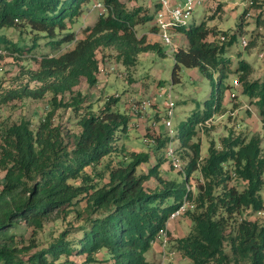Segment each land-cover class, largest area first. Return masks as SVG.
I'll use <instances>...</instances> for the list:
<instances>
[{
    "label": "trees",
    "instance_id": "16d2710c",
    "mask_svg": "<svg viewBox=\"0 0 264 264\" xmlns=\"http://www.w3.org/2000/svg\"><path fill=\"white\" fill-rule=\"evenodd\" d=\"M250 1L243 17L251 8L261 7L263 0ZM91 3L0 0L1 29L40 35L52 50L41 52L38 70L28 73L39 87L27 84L0 93V105L51 95L36 128L26 118L0 124V264H77L70 260L73 257H86L83 264H154L147 254L172 215L188 203L193 208L181 214L190 218L192 229L178 240V249L191 264H264V220L251 218L264 213L261 134L226 139L221 150L211 145L205 159L196 141L201 124L226 113L231 75L239 76L240 90L255 100L264 128V76L252 79L254 67L242 61L233 70L226 57L241 32L223 31L222 40L207 20L196 19L187 27L171 29L184 34L189 44L174 50L173 83L180 82L179 73L187 68L197 69L215 87L203 110L181 131L180 142L192 152H184L188 163L180 172L183 180H167L162 178L158 153L169 147L170 138L157 139L154 166L149 165L147 152L123 159L118 141L129 130L132 117L115 110L119 98L106 99L104 107L94 109L88 97L75 90L82 80L90 87L99 84L100 49L115 53L126 68L134 66L140 55L157 50V44L147 43V35L140 38L136 33L154 16L141 17L140 9L130 12L122 0H102L104 11L79 40L67 26L79 23ZM26 44L25 38L12 41L0 35V57L8 51L23 53ZM71 44L73 49L63 51ZM40 48L34 38L32 49ZM60 110L70 112L69 128L62 116L57 123ZM141 165L149 168L148 174L139 172ZM195 173L203 181L197 192L188 185ZM106 175L108 182L102 184ZM152 177L158 184L148 187ZM233 180L244 183V189L231 186ZM62 215H71L74 221L67 230L53 231L45 245L40 236L45 224Z\"/></svg>",
    "mask_w": 264,
    "mask_h": 264
},
{
    "label": "rangeland",
    "instance_id": "374dc122",
    "mask_svg": "<svg viewBox=\"0 0 264 264\" xmlns=\"http://www.w3.org/2000/svg\"><path fill=\"white\" fill-rule=\"evenodd\" d=\"M127 10L130 12L140 9L141 17L152 15L154 20L146 25H140L136 28L138 37L144 36L146 33L149 44H157V50L142 54L138 57L137 63L130 67H124L116 59L115 53L107 49H100L97 57L100 66L104 72H100V81L96 87H90L85 80L75 90L81 91L94 109L105 106L106 99L116 98L120 95L115 110L126 112L131 119V125L127 133L121 134L118 141L120 153L123 159L130 160L133 155L141 152L150 154V166L157 163L153 148L157 143V139H171L173 135V146L175 149L179 147V154L182 159L181 167L177 169L173 166L172 161L166 155L168 148L159 151L161 169L163 170L162 178L183 180L180 172L184 171V164L188 163V159H184V152L192 153L187 147L180 142L181 131L186 122H188L195 113L203 110L205 101L210 97L212 88L211 81L202 76L197 69L182 68L179 73L180 82L173 83V72L175 68L174 50L181 47H188V40L184 34L170 32L173 48L165 44L161 39L159 31L154 28L156 26L155 16L157 3L154 1L152 5H148L142 0H122ZM102 0H92V3L84 8V13L75 25L68 24V30L73 31L77 39H83V30L96 23L101 13V8L97 7ZM251 4L250 0H204V5L195 8L192 17H188L186 27L196 19L198 22L207 20L210 26L219 30L220 37L225 33L230 35L235 30L241 32L237 42L227 49L226 57L231 59L232 69L239 68L240 62L250 63L254 67L252 79H259L264 76V0L261 7L251 8L249 14L243 17L245 8ZM148 13L145 9H148ZM223 31L225 33H223ZM0 35L6 36L12 41L26 40V46H23V53L7 52L0 57V93L9 89H17L19 87L29 85L35 89L39 85L30 80L29 72H35L39 68V60L44 53H52L51 46L47 44V39L40 40V35L28 34L25 31L16 29H1ZM225 37V36H224ZM36 38L41 45L40 49L33 50V42ZM42 39V38H41ZM230 40L229 38H227ZM246 41V45L243 44ZM74 45H65L63 51L73 49ZM44 50V51H43ZM38 51V54L36 53ZM41 52H43L41 54ZM22 54V55H21ZM115 67L116 70H110ZM217 75L214 76V79ZM239 76L231 75L228 79V85L234 86L235 81H239ZM162 81V83H160ZM176 104L175 115L173 119L172 132L170 133L163 123L166 117V103L170 94ZM232 91H237V97L231 98ZM227 92L225 107L226 113L214 116L205 124H201L198 130L196 141L201 144L202 158L208 155V149L212 145L221 150L223 141L226 139H236L240 135H251L252 133H260L263 139L262 147L264 149V128L259 116L258 106L255 100H251L245 96L240 89H233ZM48 94L40 100L24 99L23 101H14L8 105H0V124L18 121L21 118L31 120L33 127L36 128L45 115L46 100L50 98ZM141 100L151 102V107L143 117L132 113V104ZM150 114V115H148ZM70 112L60 110L57 113L58 121L62 116L63 125L70 127ZM156 123V126H154ZM151 143V144H150ZM150 145V146H149ZM170 145V144H169ZM184 163V164H183ZM91 173V169H87ZM140 173L148 174L149 168L141 165ZM1 176L3 174H0ZM199 174L195 173L189 181V188L197 192L196 187L203 181L199 180ZM99 178H97L98 180ZM96 180V181H97ZM102 184L108 182V176L102 179ZM158 182L155 177L147 183L148 187H154ZM240 190H243L245 184L233 180L230 184ZM264 198V187L262 189ZM252 219H263L264 213L259 216H252ZM74 221L73 216L65 218L63 215L57 219H53L45 224V230L40 234L44 243L51 239L53 231H64L70 226V222ZM192 229V222L187 215L180 214L175 219H170L165 239L158 238L149 253L147 260L154 264H191L178 249V240L187 237ZM20 232H24L21 228ZM30 233H26L25 237H29ZM102 257V255H100ZM78 259V260H75ZM71 261L77 264H83L86 257H73Z\"/></svg>",
    "mask_w": 264,
    "mask_h": 264
},
{
    "label": "built area",
    "instance_id": "2783aa9c",
    "mask_svg": "<svg viewBox=\"0 0 264 264\" xmlns=\"http://www.w3.org/2000/svg\"><path fill=\"white\" fill-rule=\"evenodd\" d=\"M143 2L147 3L148 5H152L154 1L157 3L155 4L156 7V28L158 29L159 33L161 34V39L165 42V44L170 45L173 48L172 38L169 35V31L175 26H186L188 17H192L194 14L195 8L199 5H204V0H142ZM97 7L101 8V13L104 11V6L102 3H99ZM222 40L225 38L222 37ZM243 44L246 45V41H243ZM110 70L115 71L116 68L112 67ZM101 72L104 70L101 68ZM235 89H240V82L235 81L234 86ZM232 91V90H231ZM238 92L232 91L231 98H236ZM117 98H120V95H116ZM151 107V102L148 100H141L132 104L130 107L132 113L135 115H141L143 117L147 112V109ZM175 107L176 104L172 98L171 90L170 94L166 103V117L163 119V123L168 131L172 132L173 126V119L175 115ZM156 126V123H154ZM173 139V135L171 133V140ZM170 142L168 147V157L172 160L173 166L177 169L181 167V159L176 154V149ZM193 207L188 203L184 205L180 211L172 215L171 219H175L181 213L185 212L187 209H192ZM166 231H162L160 233V237L165 239Z\"/></svg>",
    "mask_w": 264,
    "mask_h": 264
},
{
    "label": "crops",
    "instance_id": "0c3cea01",
    "mask_svg": "<svg viewBox=\"0 0 264 264\" xmlns=\"http://www.w3.org/2000/svg\"><path fill=\"white\" fill-rule=\"evenodd\" d=\"M145 35H149V33H146ZM148 115H150V114H148Z\"/></svg>",
    "mask_w": 264,
    "mask_h": 264
}]
</instances>
